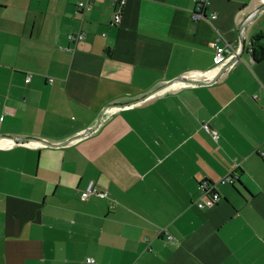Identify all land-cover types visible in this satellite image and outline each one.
<instances>
[{
    "label": "crops",
    "instance_id": "1",
    "mask_svg": "<svg viewBox=\"0 0 264 264\" xmlns=\"http://www.w3.org/2000/svg\"><path fill=\"white\" fill-rule=\"evenodd\" d=\"M258 33L264 0H0V264H264Z\"/></svg>",
    "mask_w": 264,
    "mask_h": 264
},
{
    "label": "built area",
    "instance_id": "2",
    "mask_svg": "<svg viewBox=\"0 0 264 264\" xmlns=\"http://www.w3.org/2000/svg\"><path fill=\"white\" fill-rule=\"evenodd\" d=\"M121 6H124V4L126 3L127 0H116ZM204 1H199L198 2V6L199 9H201L203 7ZM78 9L83 11V12H87L88 10L91 9V4L89 2H79L78 3ZM197 10L194 14V18L195 19H201L202 18V13L200 12V10ZM121 12H122V8L119 7L117 14L115 15V19L116 22H120L121 21ZM70 38L73 40H81L84 38V32L80 31L77 34H71ZM221 42V37L219 36L217 38V40L215 41L214 45H215V55H214V63L218 66H221L225 63L228 62V60L232 59L234 57V55L237 56V51L235 48V45L231 42L225 41L224 45H220L219 43ZM27 81L31 80V74L27 75ZM50 81L52 82L53 79H50ZM205 130L209 133H212V135L215 138L219 137V134L217 131L213 130L211 128V126L204 124ZM11 141V143L13 145H23V146H31V141L29 143L28 140L26 139H9ZM44 143V141H43ZM261 157L264 159V151H262L261 153ZM238 174L235 171H231L229 172L225 177H223L222 179L218 180V181H212L209 180L208 178H204L203 180H201L198 183V189L199 191H201V196L199 198L198 201V206L200 208H211L214 207L216 204H218L221 200V195L219 193V191L217 190V187L219 184H233L237 178H238ZM92 196H98L101 198H107L109 197V192L107 190L101 189L96 183L91 182L88 187L84 190H82L80 192V198L81 200L85 201L87 200L89 197ZM169 239H171L173 241V237L169 236ZM87 263L92 264L95 262L94 258H87Z\"/></svg>",
    "mask_w": 264,
    "mask_h": 264
},
{
    "label": "trees",
    "instance_id": "3",
    "mask_svg": "<svg viewBox=\"0 0 264 264\" xmlns=\"http://www.w3.org/2000/svg\"><path fill=\"white\" fill-rule=\"evenodd\" d=\"M249 50L255 60L257 61L264 60V34L263 33H258L255 35ZM236 181L233 184H235ZM217 190H218V187H217Z\"/></svg>",
    "mask_w": 264,
    "mask_h": 264
},
{
    "label": "water",
    "instance_id": "4",
    "mask_svg": "<svg viewBox=\"0 0 264 264\" xmlns=\"http://www.w3.org/2000/svg\"><path fill=\"white\" fill-rule=\"evenodd\" d=\"M241 54H242V52H241ZM241 55H239V57H240ZM184 79V78H183ZM84 135V134H83ZM77 137H79V136H77Z\"/></svg>",
    "mask_w": 264,
    "mask_h": 264
}]
</instances>
